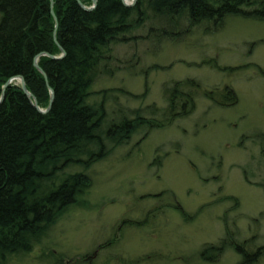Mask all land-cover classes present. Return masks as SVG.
I'll return each mask as SVG.
<instances>
[{"label":"rangeland","instance_id":"obj_1","mask_svg":"<svg viewBox=\"0 0 264 264\" xmlns=\"http://www.w3.org/2000/svg\"><path fill=\"white\" fill-rule=\"evenodd\" d=\"M203 32L114 47L116 71L93 86L114 91L105 99L109 122L138 108L161 119L165 85L187 78L199 83L196 106L96 162L89 207L72 206L7 264H239L231 248L214 262L199 256L227 224L247 250L264 247V21L229 17L217 32ZM226 87L237 103L223 105ZM212 90L215 99L205 94ZM254 264H264V254Z\"/></svg>","mask_w":264,"mask_h":264},{"label":"trees","instance_id":"obj_2","mask_svg":"<svg viewBox=\"0 0 264 264\" xmlns=\"http://www.w3.org/2000/svg\"><path fill=\"white\" fill-rule=\"evenodd\" d=\"M51 3L0 0V97L4 84L17 75L24 77L42 108L50 102L49 86L55 92L51 109L42 113L13 81L0 104V264L32 251L72 206L89 207L88 171L96 162L145 127L147 135L195 108L199 83L187 78L165 85L167 106L156 109L161 119L144 116L138 108L130 113L125 109L122 118L109 122L105 99L114 91L95 92L93 86L116 71V45L136 38L177 41L196 29L214 33L229 17L264 21V0H137L133 6L122 0H97L93 10L84 9L78 0ZM138 31L143 33L137 35ZM57 41L66 51L64 57H39L46 78L35 67V58L43 52L60 56ZM95 93L102 99L93 101ZM205 94L211 99L217 95L213 90ZM221 94L230 100L223 105L238 101L231 88ZM262 152L264 157L263 143ZM226 226L218 243L200 249V258L214 262L231 248L240 254L239 264L256 263L264 247L247 250Z\"/></svg>","mask_w":264,"mask_h":264},{"label":"water","instance_id":"obj_3","mask_svg":"<svg viewBox=\"0 0 264 264\" xmlns=\"http://www.w3.org/2000/svg\"><path fill=\"white\" fill-rule=\"evenodd\" d=\"M52 1V5H53V0ZM93 1V4L91 6H87L85 5L81 0H78L79 4L86 10H93L96 6H97V0H92ZM123 3L126 5V6H133L136 4L137 0H122ZM51 12L56 20V28L58 27V19H57V16L53 10V8H51ZM58 45L60 46V49H61V55L60 56H55V55H51L47 52H43L41 54H39L36 58H35V67L41 71L43 73V75L47 78V75H46V72L42 69V67L39 65V57L41 55H48L52 58H62L66 55V51L65 49L59 44V42L57 41ZM14 80H19L20 82V85H21V88L22 90L24 91V93L30 98V100L32 101V103L34 104V106L42 113H46L48 112L50 109H51V105H52V102L54 100V95H55V92L54 90L49 86L50 88V92H51V97H50V102H49V105L47 106V108H42L38 102H37V98L33 95V93L31 91H29V89L27 88V85H26V82H25V79L22 75H17V76H14V77H11L3 86V91H2V94H1V97H0V104L2 103V101L4 100V97H5V90L6 88L14 81ZM49 85V84H48Z\"/></svg>","mask_w":264,"mask_h":264},{"label":"bare ground","instance_id":"obj_4","mask_svg":"<svg viewBox=\"0 0 264 264\" xmlns=\"http://www.w3.org/2000/svg\"><path fill=\"white\" fill-rule=\"evenodd\" d=\"M121 97H122V95H121ZM125 97V96H124ZM99 98V97H98ZM108 102H110V100L108 101ZM120 103V102H119Z\"/></svg>","mask_w":264,"mask_h":264}]
</instances>
